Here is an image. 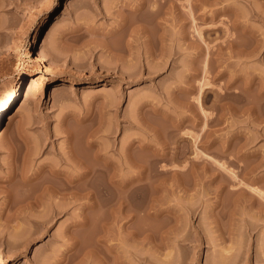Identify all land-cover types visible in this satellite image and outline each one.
Returning a JSON list of instances; mask_svg holds the SVG:
<instances>
[{
  "label": "rangeland",
  "instance_id": "rangeland-1",
  "mask_svg": "<svg viewBox=\"0 0 264 264\" xmlns=\"http://www.w3.org/2000/svg\"><path fill=\"white\" fill-rule=\"evenodd\" d=\"M20 78L0 264H65L73 238L89 264H264V0H0V93ZM70 148L111 162L74 202L49 173L81 172Z\"/></svg>",
  "mask_w": 264,
  "mask_h": 264
},
{
  "label": "bare ground",
  "instance_id": "bare-ground-1",
  "mask_svg": "<svg viewBox=\"0 0 264 264\" xmlns=\"http://www.w3.org/2000/svg\"><path fill=\"white\" fill-rule=\"evenodd\" d=\"M140 5H141V3H140ZM137 8H139V7H136V9ZM42 58H43V50L40 46V48H38V52L35 56V59L41 60ZM52 61L53 60L50 59V62H52ZM136 64H137L136 67L137 66L138 67L135 69L136 71H134L135 72L134 74L140 75L141 70H142L141 67L143 65L141 64L140 61L136 62ZM120 72L124 73L125 75L130 74V72H128V71H121L120 70ZM20 81H21V78L19 79V82H17L15 85L6 87L0 93V117L11 106L14 98L19 93V90L21 87ZM51 87H52V89L49 92L55 91L56 89L59 88V86L57 84H53ZM66 133L69 134L70 131L68 130ZM88 135H90V136L93 135V132H89ZM86 143H87V146H91L94 144V140L93 141L92 140L87 141ZM69 153L70 154L67 158L70 159L73 163L77 164L79 167H81V172H78L77 174L70 175V174L66 173L64 170L52 169L49 172L51 177L54 178V183H53L51 190L54 194L59 195L62 199H68L69 202L70 201L71 202L77 201L78 199L81 198V196H85L86 198H90L92 196V187L94 184V175L97 172L106 173V171L108 170V167L111 166V162L109 160H106L105 155L97 154L95 152L91 153L89 160L85 159V158H84L85 159L84 160L82 158L77 157V154L74 152V150L72 148L69 149ZM96 159H103V162H96ZM253 191L256 192L257 189L253 188ZM257 193L264 199V192H259V190H258ZM258 203H260L261 206L264 208V201L260 200V202H259V200H258ZM67 204L68 203L65 202L64 205H63V203L59 206L57 205L58 206L57 208H55V206H54V208H50L49 210L51 211L52 216H54V215L56 216L57 214L59 215L60 213H62V210L65 208V206ZM124 206H125V201L123 199H119V198H115V197L110 198L108 208L110 209V212H111V221L112 222H114L116 220V218H117L116 216H117V213L119 211V208H122ZM47 219L49 220L51 218H47ZM249 223L250 222H248L247 224H249ZM72 225L78 226L80 224L76 220H74V223ZM143 237L146 238L147 236L144 235ZM71 238H73V237L71 236ZM71 240L72 241L69 242V246H67V248H65L66 250L62 252V256L60 257L62 262H65V264H75L74 261L77 258H79L78 260L83 259V258L85 259L92 250V248L86 244H79V243L77 244L75 242L76 240L73 241L74 238ZM89 248H91V249H89ZM89 250H90V252H89ZM95 255H97V254H95ZM138 258L141 259L140 256H138ZM84 259L82 261H84ZM96 260L97 261L91 262L90 264H95V263L96 264H126L121 256L109 255L108 252H106V251H101V253L98 254V257ZM87 262H88V260L84 264H87ZM83 263L77 262L76 264H83ZM88 264H89V262H88Z\"/></svg>",
  "mask_w": 264,
  "mask_h": 264
}]
</instances>
